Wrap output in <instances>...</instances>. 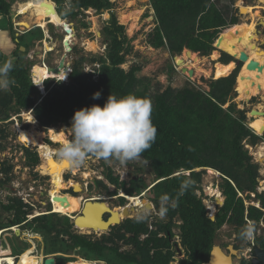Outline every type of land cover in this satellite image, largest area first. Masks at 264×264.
<instances>
[{
    "label": "trees",
    "instance_id": "1",
    "mask_svg": "<svg viewBox=\"0 0 264 264\" xmlns=\"http://www.w3.org/2000/svg\"><path fill=\"white\" fill-rule=\"evenodd\" d=\"M45 1L55 2L59 18L70 14L76 16L89 8L97 12L112 8L110 0ZM149 1L154 11L155 25L147 35L148 44L154 48H166L172 56L187 48L200 55L211 54L213 60L218 57V49H221L226 53H221L219 61L229 64L230 72L206 80L207 89L189 82L179 88L168 84L151 94L149 79L137 75L142 65L133 62L128 69L122 67L131 52V45L125 26L111 12L102 28L106 52L91 59L98 67L85 71L84 58L75 59L68 76L65 73L60 77H67V81L44 80L46 93L43 95L23 58L32 40L42 38L41 29L33 27L19 37L10 36L16 47L12 52L13 68L9 77L15 80V84L6 91H0V117L5 116L0 120L32 109L34 119L47 128L59 122L68 123L74 112L82 107L93 104L103 107L109 94L118 98L133 94L151 101L152 122L157 128L155 142L141 158L149 163L154 174V184L149 190L155 192L152 199L159 213L161 197H169L164 218L151 223L147 219L137 222L135 217L126 218L96 236L75 232L73 223L66 217L68 215L62 212L56 213L63 217L53 212L34 216L26 225L35 224V231L44 236V251L55 255V264H170L173 226L179 228L180 243L187 255L180 264H201L207 261L216 232L225 223L233 225L241 238L245 218L253 220L254 227L264 219V192L257 191L259 164L253 161L245 147V143L254 145L264 138L257 135L264 132V126L256 127L255 130H262L255 134L247 125L246 111L237 108L233 101L236 96L233 86L240 65L234 69L232 56L239 57L241 50V27L236 26L238 15L232 9L234 0L222 5L217 4L219 0ZM10 2L0 0V16L10 15ZM7 19L11 23L9 17ZM30 34L35 37L28 38ZM2 56L0 50V64ZM33 74L38 80H43V74L35 68ZM95 92L100 93L99 99L92 98ZM30 136L36 140L34 133L30 132ZM6 137L7 130L0 124V140ZM21 146L26 165L33 169L40 162L37 151ZM207 168L218 172V186L224 197L223 204L216 206L213 220L208 216L203 198L197 193L202 191V175ZM11 169V164L0 163V186L9 182ZM106 177L116 186L115 190L107 191L110 195L116 194L118 188L128 195L140 192L137 191L136 181L126 186L123 181H118V176L112 175L111 169H108ZM185 180L191 183L184 194L178 196L181 183ZM96 182L107 190L102 181ZM246 192V197L254 193L253 198L260 201V208L253 204L245 206L242 194ZM120 199L125 206L127 202L124 204V198ZM31 209L17 196H8L5 203L0 199V229L26 220ZM3 212L11 213V219L3 220ZM150 225L155 228L150 229ZM159 233H163V236H158ZM142 234H146L144 239L139 238ZM255 241L264 246L262 236H256ZM124 244L131 248L122 250Z\"/></svg>",
    "mask_w": 264,
    "mask_h": 264
},
{
    "label": "rangeland",
    "instance_id": "2",
    "mask_svg": "<svg viewBox=\"0 0 264 264\" xmlns=\"http://www.w3.org/2000/svg\"><path fill=\"white\" fill-rule=\"evenodd\" d=\"M10 1V15H8L7 17H9L11 23H9L7 17L0 16V50L3 53L2 63L13 59L12 52L16 46L10 38L11 34H13V36L15 37H19L31 28L39 27L35 23H31L30 27L28 28L21 24L23 19L29 20L28 14H18L19 5L25 0ZM110 1L112 2V8L109 10H104L103 12H97L95 9L89 8L83 11V13L77 14L76 16L70 14L68 16H64L63 18L60 17L61 20H63L67 24L69 23L68 25L70 26V28H72L73 31V36L69 40L70 42L68 41L69 48H66L63 43L65 40L64 35L66 34V32L63 30V26H57L51 21L50 16H46V26L39 27L42 31V36L40 35L42 38L33 39L28 53L23 57L24 61L30 68L32 77L34 76L38 84H40L42 80H38L35 74H33V68L42 73L43 78L46 76L47 79L52 80L51 82H55L58 80L67 81V78L60 79V77H63L65 73L69 72V67L72 66V63L75 61V59H78L79 57L84 58V70H88L90 67H94L95 65L98 66V64L91 61V59L94 56H100L105 54L106 52V42L105 37L102 33V28L107 23L111 12H113L117 17L119 23L125 26V33L131 45V52L126 56V62L122 64V67L128 69L133 62L142 65L141 70L137 73V75L139 77H147L149 79L151 83L149 92L151 94L153 93V91H157L158 89L162 90L168 84L172 87L179 88L185 86L189 82L195 86H200L207 89L206 80L214 78L213 65L216 62H220L219 57L223 50L218 49L220 54H218V57L214 60L210 57L211 54L202 56L198 52H195L201 58V61H199L200 69H193L195 70L193 72V75H189L187 71H182V68L177 63V58L179 57V55L181 56L183 54L185 49H183L181 53L172 56L166 48H154L147 43V35L155 25V16L149 0ZM229 2L230 0H219L217 4L222 5L223 3ZM233 4L234 6L232 9L233 11H236L238 15V22L236 26L239 25V27H241V30L239 31V37L241 38V33L243 29L248 25L249 21H255V29L256 31H258L256 34L259 38L258 46L264 49V43H262L264 37V27L260 24V22L264 20V8H256L255 10L258 11V15L256 16H251V14H243L241 12L242 5L250 4L254 6H264V4L259 3L258 0H234ZM133 20H136V24L135 27L130 30L129 26L131 25V22ZM31 37L34 38L35 36H32V34L28 35V38ZM16 39L17 38H15V40ZM46 43L52 49H46ZM242 51L245 52L243 47H241L240 52ZM61 59L64 60L66 71L62 69L61 73H54L48 70V66H57ZM234 59L235 69L239 64L236 66V58ZM171 67L173 68V70L171 69ZM241 68L242 67L240 66L237 71V76ZM205 70L208 72H206ZM247 77L252 81L256 80V71L252 70L250 75H248ZM235 89L234 90L236 91V96L234 97L233 101L236 103L237 108L244 109L246 111V121L248 127H250V129L255 134L260 133L261 130L264 129V127L259 131L255 130V128L250 125V121L254 117L250 116L249 113L251 109H255L259 104L261 105L264 113V85L252 91H245L243 85H237L236 77ZM24 113L27 112H23V114ZM23 114L20 116V118L16 117L14 120L8 121L6 123H0L7 130L6 139L0 140V163L4 161L12 165V169L10 171L11 177L9 182L5 183L4 186H0V199L5 203L7 202L8 196L26 197L33 203V205L31 206L32 209L30 213H28L31 215L29 218L35 216L36 214L39 215L46 214V212L50 211L53 212V208L59 211V208L61 207V204L63 202L67 207H65L64 210L62 209L61 212H65L72 216L79 214L80 208L76 209V198L69 200L67 199V197L69 196L76 197L77 195H81L84 197V199H96L101 196H108L111 198L107 199L106 202H108L111 207L123 206L122 201L120 197L117 196V194L113 195L115 197H112V195L107 192L116 189L115 184L110 183L106 177L108 169H111L112 175L118 176V181H123L126 186H129L131 181H136V185L138 187L137 191H142L146 187L154 184V174L152 173L149 163L147 161H144L142 158L136 161H129L126 166H121L116 161L107 162L103 159H97L90 156L83 166L79 168L70 167L68 169H65L62 173V177L65 182L69 180L78 182L82 187L81 191L75 192L76 195H73L71 192L73 190V187H71L70 185L69 187L54 191L51 186L49 175H44L41 173V169L39 166L43 162V158L40 155L38 143L46 142L56 150L61 146V144L58 142H53L50 139L49 128L45 129L44 127L36 123L34 119L32 120L33 122L29 121ZM54 127L57 130H63L65 132L66 138H70V133L68 132V130H66L67 128L71 127V124L69 122H59ZM30 132L36 135L35 141L30 136ZM257 135H259L260 137H264V132ZM20 136L29 137L30 142L28 144L22 142L20 140ZM41 136L43 140L41 139ZM48 140L49 142H47ZM258 144H264V138H262V140H259L254 145L245 143V147H247L253 161L259 164L260 178L258 181L257 191L264 192V158L260 159L261 157H258V155L256 154V150H258L256 149ZM21 145H24L29 149H35L37 151L40 158V164L38 163L39 165L34 166L33 169L30 166L26 165V157L24 156V150L22 149ZM84 173H86V175H84ZM96 181H102V183L106 185L107 190ZM219 182L220 177L218 175V172H216L215 170H209V168H207L202 175V191H197V193L203 198L204 204L208 209L209 214H211L212 212L207 207L208 202L215 205L214 214L216 212V206H220L216 205L214 202L215 195L213 194V192L216 189L220 192L221 199L224 200V197L221 194L220 188L218 186ZM209 188H213L214 191ZM117 193H123L122 189L118 188ZM154 194L155 192L149 190L146 192L145 196L148 199H151L153 198ZM246 194L247 192L242 194L246 206L251 203L260 205V201L253 198V195L251 193L249 197H246ZM119 196L121 195L119 194ZM124 202H127V200H125ZM130 212L131 214L129 218H133L138 211ZM56 215L61 216L59 215V213H56ZM1 216L3 220H6L11 219L12 214L3 212ZM68 218L70 222H73L72 218ZM124 218L125 215L122 217V219ZM161 218H164V215L161 216L160 213H153L151 215V218H149L148 216L146 217L148 223L154 222L155 220L157 221ZM178 223L179 221L176 222V224ZM18 224L20 225L22 230L21 234L18 235V237L16 234H12L8 231H3L0 233L1 247L10 248L9 253L7 254H11V256L14 257L15 264L18 262L22 252L30 248L32 250L31 254L35 255L38 259V264H41L44 258V254H46V252L44 251V247L46 244L44 236L40 232L35 231V224L26 225V223L24 222H20ZM73 227H75L74 224ZM173 229L175 233H179L178 226H174ZM74 231L78 233L80 232L82 234H87L86 232L78 230L77 228H75ZM24 232H32L34 234L32 239L28 238L24 234ZM101 233L103 232H92V234L96 236H99ZM216 233V242L222 241L226 244L231 242L232 239H235L233 236V234L235 233L234 226L228 223H225ZM64 238L66 239L67 237L64 236ZM249 240L250 239H244V242L242 243V247L245 251L248 250L246 248ZM129 247V245L124 244L122 245L121 249L125 250L129 249ZM81 259L84 260L83 258Z\"/></svg>",
    "mask_w": 264,
    "mask_h": 264
},
{
    "label": "clouds",
    "instance_id": "3",
    "mask_svg": "<svg viewBox=\"0 0 264 264\" xmlns=\"http://www.w3.org/2000/svg\"><path fill=\"white\" fill-rule=\"evenodd\" d=\"M233 6L234 4H232V7ZM54 7L56 9L55 2H54ZM67 26L70 27L68 24ZM256 43L258 44V41ZM239 65L242 66V63H240ZM94 67H98V66L95 65ZM12 68H13V63L11 60L0 64V91H6L9 89L11 85L15 84V80L9 77V73L12 70ZM91 68L92 67H90L88 70L85 71H90ZM70 71H71V66L69 67V72L67 68V72H68L67 76L70 73ZM96 76L97 75H94V77ZM45 79H47L46 76L43 78L42 82L38 84L34 78V83L37 85V87L39 88L40 92L43 95L46 93L43 85ZM92 98L99 99L100 93L99 92L93 93ZM23 112L31 113L34 119V115L32 114V109ZM23 112L16 115H12L7 120H0V123H6L8 121L14 120L16 117L20 118ZM0 119L3 118L0 117ZM70 119H71V127L66 129L70 133V138L68 142L64 143L56 150L55 156L60 162H66L71 168H79L83 166L90 156L95 157L97 159H103L107 162L116 161L119 163V165L126 166L129 161L139 160L142 157V154L152 147L157 136V128L152 122L151 101L146 98L135 96L133 94H128L119 98L113 94H109L103 107L95 104L91 105L90 107H82L79 110H76L72 118ZM35 122L38 123L36 120ZM178 173L179 172L175 174ZM185 173L187 174L188 172L186 171ZM190 183H191L190 180L183 181L181 183L180 190L177 195L178 196L183 195ZM142 191H144V194L141 195V198L151 203V201L145 196L147 191L145 192V189ZM142 191L134 194L140 195ZM116 194L118 197L128 200L123 195L119 196L120 193L116 192ZM251 194L253 195V197L255 196L254 193ZM239 195H241V193ZM17 197H19L22 200V202H24L21 196H17ZM168 203H169V197L167 195L162 196L160 201L161 216L165 215L167 211ZM133 206L135 209L141 210L137 212V214L135 215L136 221L141 222L145 220L147 217V213L143 211L144 209L141 208L142 206L145 205L135 204ZM257 207L260 208V205ZM119 212L122 214V209H120ZM27 215H26V220L22 222L26 223L28 220L34 217L33 216L31 218H28ZM213 215L215 217V214ZM35 216H37V214ZM208 216H210L209 213ZM10 227L11 226L2 228L0 229V231L1 232L8 231L11 232L12 234H15V229L14 231H12ZM17 228L21 229V227H17ZM257 228H258V222H257V226L254 227V221H253V224L252 223H249L247 225L245 224V226L240 231V237L242 239H250L247 243L248 249H250L254 245L256 236H262L264 240V234H263L264 227H262L261 230L258 229V231ZM176 234L179 236V233ZM139 238L144 239L141 235ZM179 240H180V236H179ZM178 245L179 247L183 248L180 242ZM129 248H131V246ZM177 254L176 255L174 254V256L176 257ZM174 256H172V260L170 261V264L172 263L174 264V262H176V258Z\"/></svg>",
    "mask_w": 264,
    "mask_h": 264
},
{
    "label": "bare ground",
    "instance_id": "4",
    "mask_svg": "<svg viewBox=\"0 0 264 264\" xmlns=\"http://www.w3.org/2000/svg\"><path fill=\"white\" fill-rule=\"evenodd\" d=\"M258 1L261 4L262 3L264 4V0H258ZM260 7H261V5H255V6H252L250 4L249 5H242L241 6V12L243 14H251V16H256V15H258V11L255 9L260 8ZM55 10L56 9L54 8V4L53 3L51 4L50 1H45V0H25L24 2L20 3L19 9H18L19 14H23V15L28 14L29 15V20L23 19L21 22V24H24V23L28 24L27 27H30L31 23H35L37 26L45 27L47 24V22L45 21L46 12H49L50 15H48V16H50V19L53 23H55L57 26L63 25L65 22L63 20H61V18H59L56 15ZM135 24H136V20H133L131 22V25L129 26L130 30L135 27ZM130 35H131V33H130ZM64 36H65V39L67 41H69L71 39V37L73 36V31L70 32L69 34L66 33V35H64ZM258 39L259 38L256 35L255 21H249L248 25L243 29V31L241 33V38H240V46L243 47V49L245 50V53L248 56H247V60L244 62L243 66H242V68L239 71L238 76H237V85L238 86L243 85V88L245 91H252V90L257 89L258 87H262L264 85V67H263L264 66V51L256 43V41H258ZM45 48L48 50L52 49L48 44H46ZM251 60L258 62V65H260L262 67L261 70H259L258 68L252 69V70H255L257 73V79L254 81L250 80V78L248 79V77H247L248 75H250V73L252 71V70L247 69V64ZM199 61H201V58L197 55V53H195L191 50H188V49H185L183 54L181 56L179 55V57L177 58V63L180 65V67L181 68L186 67V69L192 68L195 70H199L200 69ZM61 70L59 71L60 73H61ZM206 72H208V71H206ZM229 72H230V66L227 63L224 64L221 62H216L213 65L214 78L225 76ZM263 98H264V94H263ZM255 110L258 112H254V113L250 112L249 113L250 116L254 117L253 119H251L250 125L253 128H256L258 126H264V113H263V110L261 108V105L259 104L255 108ZM23 115L25 116L26 119L33 122L32 121L33 117H31V113L27 112V113H24ZM48 128H49V137L51 138V140L53 142H58L61 145L68 142L69 139L66 138L65 132L63 130H57L54 126H50ZM22 136H20V140L22 142L28 144L30 142V138L27 136L26 137H22ZM38 146L40 149L41 157L43 158V162L39 166L41 169V173L49 175L50 181H51V186H52L53 190L58 191L60 189L69 187V185H70L71 187L74 188V190L76 192L81 191L82 187L78 182L73 181V180H69V181L65 182L63 180L62 173L64 172L65 169H68L70 167L66 162H60L56 157H54L56 149L52 148L49 144H47L45 142L38 143ZM256 149H258V150H256V154L258 155V157H261L260 159H263L264 158V144H260V145L258 144ZM209 170H213V169L209 168ZM84 175H86V173H84ZM151 186L152 185H150L149 187H146L145 192L148 191ZM209 189L214 191L213 188H209ZM143 194H144V191L140 195H136V194L135 195H128V194H125L124 192L120 193L121 196L122 195L125 196L128 200H127V204L125 206H119V207L118 206L111 207L110 204L108 202H106L107 199L111 198L108 196H101L99 198H96V200H99L100 202H104V203H96V204L90 203V201L92 199H95V198L89 197L90 199H84V197L81 195H77L76 197L75 196L74 197L69 196V197H67V199H69V200L76 198L75 199V201H76L75 204L77 207L76 209H78V208L81 209L82 203L88 202L87 208H86V215L84 217L78 218L77 223L74 225L75 227H73V228L74 229L77 228L78 230L84 231L87 234H89V233L92 234L93 231L105 232V231H102V229L100 230L98 226H95V227L92 226L93 223L96 224V223L100 222V219H101L100 217L103 215L104 211H107L108 208L111 209L110 213L112 214V216H111V219L109 220L108 223L113 224V223H116L118 221V219H120V218L122 219V217L124 216L123 214H121L119 212V210L120 209L123 210L124 207H130V206H133L135 204L136 205L144 204L145 206H142L141 207L142 209H144V210L150 209V208H147V206H146L147 203H150V202L141 198V195H143ZM207 194H208V191H207ZM213 194L218 197L220 202L222 201V199L220 197V192L217 189L213 192ZM112 197H115V196H112ZM65 207H67V206L63 202L61 204V207L59 208V211L55 210L54 208L52 211L53 212H61V210L62 209L64 210ZM207 207L212 212L210 215L213 216L212 214H214L215 205L213 203L208 202ZM132 211H137V209H134ZM46 213H49V212H46ZM62 213H65V212H62ZM65 214H67V213H65ZM130 214H131V212H129V216L125 215V218H129ZM67 215H68V217H70L72 219H74L76 217V215L78 216V214L73 215V216L70 214H67ZM122 221H123V219L121 220V222ZM108 223H106L105 225H107ZM92 228H94V230H92ZM149 228L154 229L155 227L150 225ZM14 229L15 230L18 229V231H17L18 235L21 234V231H22L21 229H19L17 227H15ZM24 234L28 238H31V239L34 235L32 232H24ZM162 235H163V233L158 234V236H162ZM141 236L144 238L146 236V234H142ZM9 249L10 248H3L0 245V264H3L2 263L3 258H5L4 261L6 264H13V263L15 264L14 260L10 256L7 255V253H9ZM31 251L32 250L29 248V249H26L24 252H22V254L20 255L19 260L16 264H38V259L36 258L35 255L31 254ZM3 255H7V256H3ZM216 255H217V257H220L218 254V251L215 252V256ZM211 264H213V263H211Z\"/></svg>",
    "mask_w": 264,
    "mask_h": 264
},
{
    "label": "water",
    "instance_id": "5",
    "mask_svg": "<svg viewBox=\"0 0 264 264\" xmlns=\"http://www.w3.org/2000/svg\"><path fill=\"white\" fill-rule=\"evenodd\" d=\"M261 23H262V25H264V21H261ZM66 25H67L66 22L62 25L64 31L66 33L72 32V28H70V27H68ZM63 43L66 46V48H69L68 41L66 39L64 40ZM262 43H264V38H263V42ZM21 49H24V47L21 46ZM262 50L264 51V49H262ZM247 56L248 55L244 51L240 52L239 57L236 58V63H237L236 65H238L240 63H242V65H243L244 62L247 60ZM61 68L66 69V67L64 66V60L63 59H61L59 61L57 66L49 67L48 70L52 71L54 73H59ZM255 68H258L259 70L262 69V67L260 65H258V62L254 61V60L249 61V63L247 64V69L252 70V69H255ZM182 71H187L189 75H193V72H194V70L192 68L186 69V67H182ZM235 85H236V81H235V84L233 86L234 89H235ZM250 112L254 113V112H258V111H256L255 109H251ZM4 117H5L4 115H1V118H4ZM69 123L71 124V119L69 120ZM73 191L76 192L74 190V188H73ZM214 202H215L216 205H222L223 204V200L220 202L217 196L214 197ZM87 203L88 202H83L82 203V206H81V209H80V213L78 214V216L76 215V217L73 219V224L74 225L77 223V219L78 218L84 217L86 215ZM90 203L91 204H96V203H104V202H100L99 200L92 199L90 201ZM146 206H147V208H151L152 207L150 203H147ZM134 209H135L134 206L124 207V209L122 210V214L123 215H129V212L134 210ZM110 211H111V209L108 208V210L106 212H104L103 215L100 217L101 218L100 222H98L96 224L93 223L92 226H94V227L98 226L100 230L102 229V231H106V230H109L112 225L119 224L121 222V219H118V221L115 224H109L108 223L109 220L111 219V216H112ZM104 215H107V216H104ZM209 217L212 220L214 219V215L213 216L210 215ZM106 223H108V224L105 225ZM92 230H94V228H92ZM17 231H18V229L15 230V234L18 235ZM216 251H218V254H219L220 257H217V255L215 256V252ZM230 252L231 253H236V250L234 248H232V246H230ZM252 254H253V261H252L253 264H257L258 263L257 259H259V261L262 264H264V249H261V248L258 247V245L254 244L252 246ZM211 263H213V264H233L232 261H231L230 255L224 254L223 251H221L220 247L217 244H214L212 246V249L210 251L209 259L207 261L202 262L201 264H211ZM43 264H55L54 257H46L43 260Z\"/></svg>",
    "mask_w": 264,
    "mask_h": 264
},
{
    "label": "flooded vegetation",
    "instance_id": "6",
    "mask_svg": "<svg viewBox=\"0 0 264 264\" xmlns=\"http://www.w3.org/2000/svg\"><path fill=\"white\" fill-rule=\"evenodd\" d=\"M261 26L264 27V25H262V23L260 22ZM258 31H256L257 33ZM264 38V37H263ZM60 73V72H59ZM51 139V138H50ZM41 155V154H40ZM11 177V176H10ZM73 195H76L75 192L72 190L71 191ZM151 201V208L146 210L145 212L147 213V216L149 218H151V215L154 213V214H158V210L156 208V204L155 202L153 201V199H149ZM125 203V202H124ZM137 211L139 212L140 210L137 209ZM158 212V213H157ZM151 214V215H150ZM124 220V219H123ZM174 227V226H173ZM219 230V229H218ZM217 230V231H218ZM172 232H174V235L172 238H170V243H171V246L170 247V250L173 251V255L174 254L176 255L177 253V256H176V262H174V264H180L182 263V261L186 258V252L184 250V248H181L179 247L178 243L175 241L174 237H175V231L174 229L172 228ZM217 234V233H216ZM264 234V232H263ZM163 236V235H162ZM216 236V235H215ZM234 238L235 239H232L231 242L229 243H223L222 241L221 242H216L215 241V238H214V241H213V245L218 243L217 245L220 247L221 251H223L224 254L226 255H230V258H231V261L233 264H253V254H252V247L248 250H244L243 247H242V243L244 242V239L242 238H239L236 234V231L235 233L233 234ZM254 244L258 245L259 248L261 249H264V246L260 245L258 242H254ZM212 245V246H213ZM230 246H232V248H234L236 250V253H231L230 252ZM212 249V247H211ZM211 251V250H210ZM209 256H210V252H209ZM209 256H208V259H209ZM46 257H54L55 259V256L53 254H44V258L43 260L46 258ZM175 257V256H174ZM207 259V260H208ZM175 261V260H174ZM258 263L257 264H262L259 259H257ZM43 264V261L42 263ZM173 264V263H172Z\"/></svg>",
    "mask_w": 264,
    "mask_h": 264
},
{
    "label": "built area",
    "instance_id": "7",
    "mask_svg": "<svg viewBox=\"0 0 264 264\" xmlns=\"http://www.w3.org/2000/svg\"><path fill=\"white\" fill-rule=\"evenodd\" d=\"M21 198L23 199V201H24L25 203H28V204L31 205V206L33 205V203H32L29 199H27L26 197L21 196ZM252 204H254L255 206H259V204H255V203H252ZM30 216H31L30 214L27 215L28 218H29ZM245 220H246V225L249 224V223H252V224H253V221H252V220H250V219H248V218H245ZM15 227H20V225H19V224H15L14 226H11L10 228L12 229V231H14V228H15ZM262 227H264V220H263V219L259 220L257 231H258V229L261 230ZM0 233H1V231H0ZM174 239H175V241L179 244L180 240H179V236H178L177 234H175ZM7 255L10 256V257L14 260V257L11 256V254H7ZM7 255H3V256H7ZM175 258H176V257H175ZM4 259H5V258H3L2 263H3V264H6L5 261H4Z\"/></svg>",
    "mask_w": 264,
    "mask_h": 264
},
{
    "label": "crops",
    "instance_id": "8",
    "mask_svg": "<svg viewBox=\"0 0 264 264\" xmlns=\"http://www.w3.org/2000/svg\"><path fill=\"white\" fill-rule=\"evenodd\" d=\"M252 6H254V5H252ZM261 7L264 8V6H261ZM55 11H56V10H55ZM48 15H50L49 12H46V14H45V20H46V16H48ZM46 22H47V21H46ZM23 25H24L25 27L28 26V24H26V23H24ZM39 27H42V26H39ZM27 28H28V27H27ZM256 35H257V34H256ZM257 36H258V35H257ZM261 41H262V40H261ZM46 44H47V43H46ZM219 54H220V53H219ZM220 56H221V54H220ZM229 62H230V61H229ZM229 62H228V63H229Z\"/></svg>",
    "mask_w": 264,
    "mask_h": 264
}]
</instances>
